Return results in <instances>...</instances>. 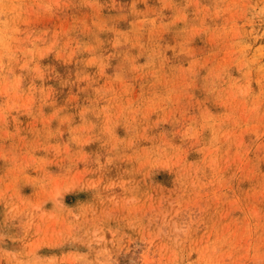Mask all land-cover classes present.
Segmentation results:
<instances>
[{"label":"rangeland","instance_id":"374dc122","mask_svg":"<svg viewBox=\"0 0 264 264\" xmlns=\"http://www.w3.org/2000/svg\"><path fill=\"white\" fill-rule=\"evenodd\" d=\"M0 264H264V0H0Z\"/></svg>","mask_w":264,"mask_h":264}]
</instances>
